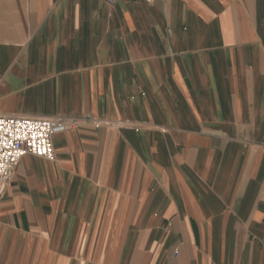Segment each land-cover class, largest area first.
Segmentation results:
<instances>
[{"label":"crops","instance_id":"obj_1","mask_svg":"<svg viewBox=\"0 0 264 264\" xmlns=\"http://www.w3.org/2000/svg\"><path fill=\"white\" fill-rule=\"evenodd\" d=\"M0 114V264H264V0H0Z\"/></svg>","mask_w":264,"mask_h":264},{"label":"built area","instance_id":"obj_2","mask_svg":"<svg viewBox=\"0 0 264 264\" xmlns=\"http://www.w3.org/2000/svg\"><path fill=\"white\" fill-rule=\"evenodd\" d=\"M69 128L62 117L0 114V197L24 155L54 159L52 136Z\"/></svg>","mask_w":264,"mask_h":264}]
</instances>
